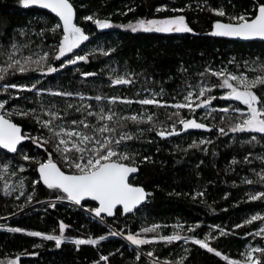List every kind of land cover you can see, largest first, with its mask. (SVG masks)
I'll list each match as a JSON object with an SVG mask.
<instances>
[{"label":"trees","instance_id":"16d2710c","mask_svg":"<svg viewBox=\"0 0 264 264\" xmlns=\"http://www.w3.org/2000/svg\"><path fill=\"white\" fill-rule=\"evenodd\" d=\"M77 11L76 23L81 26L90 40L76 50L79 54H85L95 50L87 63L80 62L77 65H68L59 72L51 75H41L39 72H31L26 75L16 74L8 77L10 82L29 84L39 79L42 87L52 91H71L83 93L86 96L97 94L107 97L119 96L138 99L140 96L149 95L150 91L159 92L161 87L165 91L163 99L169 104L175 102L171 99L177 92L185 88V82L197 85L201 81L198 73L205 68L211 67L218 70L227 67L230 71H238L235 64L228 61L233 57L241 64L239 71L243 68V61L252 60L264 56V41H238L228 40L208 35L211 31L210 25L216 20L226 21V17H216L207 10L210 5L213 8L224 7L230 15H236L251 10L252 0H72ZM190 5V7H186ZM200 5H204L201 10ZM157 7H166L167 11L156 12ZM184 8L183 12H172V8ZM133 9L134 11H129ZM95 13L97 18L110 19L113 25L135 22L137 19L166 18L174 15H184L186 22L193 29V33H145L142 31L133 33L120 27L109 29H97L91 21H85V15ZM126 13V15L124 14ZM58 18L47 10L38 8H23L19 6V0H0V45L7 47L11 41L29 44L24 49V55L30 53H43L51 51V46L58 43L59 33L53 36L46 32L39 35L42 28L51 26ZM27 31L26 36L19 35V30ZM100 49L109 51L115 49L110 55L105 56ZM5 57L0 56V66H3ZM59 66V61H53ZM181 68L187 71H181ZM79 69V71H77ZM115 69V72L112 70ZM84 71L96 72L97 76L85 78ZM134 74L135 81L131 85H111L109 76ZM205 83L215 84V77L206 75ZM3 82L0 81V84ZM41 87V85H38ZM19 99L9 100L5 111L14 108L37 107L34 103L42 99L45 104L55 103L60 108L65 106V99L69 102L79 103L78 98L53 97L44 92L42 97H36L35 92L17 93L10 90ZM181 95L176 99H181ZM217 96L223 94V90L215 89ZM27 97V99H24ZM8 99V95L0 91V100ZM93 105L94 100L88 101ZM237 103L217 100L213 107H227ZM124 115L135 114L141 110L138 104L130 107L117 103L115 106ZM150 112H156L160 120L166 119L165 111L172 112L174 109H155L149 106ZM183 115L188 116L187 110ZM200 112L197 116H200ZM214 114L215 119L209 117L203 120L210 127L219 124L221 116ZM25 131L39 134L38 126L34 131L33 122L14 117ZM171 122H169L170 124ZM143 127H147L144 125ZM252 134H233L220 136L218 129L212 132L204 130H189L182 132L179 136L161 139L155 133H146L141 140L132 143V148L139 152L140 156H150L151 161L141 163L138 175L133 177V183L143 186L151 195L144 206L134 213L124 215L118 212L113 217H104V222L81 209L80 206L65 201L48 202L56 199V193L51 192L45 186L36 185L33 201L23 211L18 205L25 203L26 196L31 194L32 188L29 181L35 180L38 173L32 170L33 166L19 159L17 154L5 155L0 150V163L10 160L15 168L17 163L23 164L26 172L17 176H6L9 183H16L21 177H27L25 181V196L19 200L15 197L19 192L11 196H4V180H0V260L14 259L17 255L27 251L29 255H21L20 264H94L101 255H108V264H149L146 253L155 250V254L161 261L165 259L180 260L187 256L185 264H225L214 254L207 253L203 249L191 243L178 241L172 245L165 246L163 243L143 245L140 249L131 245L123 236H108L98 245H82L77 251L71 241L75 238H98L112 231H123L125 235L129 231L140 232L142 227H150L159 224L160 235H171L173 226L183 225L184 231L181 235H192L187 232L189 226L199 224L196 233L202 238L211 232L215 236L216 226L225 228L231 232L234 225L242 223L246 217L256 212L264 214V204L259 201H247L246 193L264 190L261 185H247L241 181L244 177L256 179L251 169L260 171L261 164L257 157L264 154V147L259 144L253 146L245 144L241 146L240 140L250 139ZM259 137V134H256ZM211 139L212 144L202 145L200 148H190L193 140ZM151 140L152 143L147 141ZM264 143V142H262ZM29 155L46 156L43 149H37L35 145L25 141L21 146ZM206 148L207 152L201 150ZM31 149V151H29ZM186 150V151H185ZM251 153V155H249ZM248 155L251 164H244L243 158ZM15 158V159H14ZM235 158L241 163L231 165ZM203 162V163H201ZM234 169V171H233ZM198 193H204L202 196ZM227 197V198H225ZM55 203V208L50 207ZM92 205L93 202H85ZM63 221L69 225L65 232V242L60 248H56L54 241H43L39 237H29L26 233H10L8 227H20L26 231H40L46 234H59V223ZM259 224V222H256ZM166 226V227H163ZM249 230H255V225L244 229H235L237 235L219 237L213 240L212 246L221 250L233 259H241L248 243L256 245L261 243L260 238L240 236ZM180 231V229H175ZM143 234V233H141ZM152 237L154 233L143 234ZM40 244L41 247H34ZM191 249L185 253L184 249ZM34 253V255H33ZM137 253L140 260L136 259ZM111 254V255H110ZM100 264H105L101 261Z\"/></svg>","mask_w":264,"mask_h":264},{"label":"snow or ice","instance_id":"6c2138e0","mask_svg":"<svg viewBox=\"0 0 264 264\" xmlns=\"http://www.w3.org/2000/svg\"><path fill=\"white\" fill-rule=\"evenodd\" d=\"M207 0H205V3ZM19 6L23 8H38L47 10L54 14L55 19L51 26L42 28L39 35L43 36L50 32L53 36L59 33L58 43L51 46V51L41 53H30L24 55V49L29 44H21L14 39L5 47L0 45V56L5 57L3 66H0V91L8 95V99L0 100V150L7 153L17 154L19 159L28 162L33 166L32 170L38 173L35 180L29 181L32 188L25 203L18 205L20 211L30 204L36 194V185H43L48 190L56 193V200L68 201L71 204L80 206L95 218H100L101 223L104 217H113L118 212L131 214L151 195L143 186L133 183L134 174L140 170L141 163L151 161L150 156L141 157L139 152L132 148V143L141 140L146 133H155L161 139L179 136L182 132L189 130H204L212 132L213 128L218 129L220 136L233 134H252L248 140L238 141L241 146L245 144L264 147V56L258 57L249 63L243 61V68L246 71H239L241 64L233 57L228 61L235 64L238 71H230L227 67L214 70L211 67L205 68L198 73L202 78L197 85L185 82V88L181 92L182 99L176 97L181 95L177 92L171 99L175 102L169 104L163 99L165 91L161 87L159 92L150 91L148 96L136 95L140 98L131 99L127 97L104 95L86 96L83 93H73L71 91H52L42 87V82L37 79L29 84L10 82V75H26L31 72H39L41 75H51L66 68L68 65H77L80 62L87 63L95 50L85 54H79L76 50L81 49L85 42L90 40V36L76 23L77 11L72 0H19ZM190 7V5L186 6ZM204 10V5L199 6ZM166 7H157L156 12L167 11ZM207 10L216 17H226V21L216 19L211 25V31L207 33L212 37L239 38L246 41H264V0H252L251 10L240 14L230 15L224 7L213 8L207 6ZM129 11H134L129 9ZM172 12H183L184 8H172ZM126 15V13H124ZM85 21H91L97 29L104 30L112 27H120L130 30L133 33L142 31L145 33H193V29L186 22L184 15H174L166 18L137 19L135 22L127 24L113 25L110 19L97 18L95 13L85 15ZM19 35L26 36L27 31L19 30ZM103 55L108 56L115 49L104 51ZM53 61H59V66H55ZM79 71V69H77ZM115 72V69L112 70ZM181 71H187L181 68ZM215 77V84L205 83L204 77L209 75ZM82 75L87 78L97 76L96 72L84 71ZM134 74L109 76L111 85H131L135 81ZM41 85V87H38ZM215 89L223 90V94L217 96ZM10 90L17 93L35 92L36 97H42L47 91L53 97L78 98L79 103L69 102L65 99V106L60 108L55 103L45 104L42 99H37L34 103L37 107L14 108L12 111H5L9 100L19 99ZM27 99V97H24ZM94 100L95 105L88 101ZM223 100L228 102H238L236 105L230 104L227 107H213V102ZM117 103L131 106L138 104L140 111L135 114L124 115L115 107ZM149 106L155 109H174L175 111H165L166 119L160 120L156 112H150ZM243 106V107H241ZM204 109L202 117L197 116V110ZM183 110H187L188 116L183 115ZM224 114L220 118L219 124L211 127L203 120L212 117L214 114ZM14 117L33 122L34 131L38 126L39 134L25 131L22 126L15 122ZM169 122H171L169 124ZM147 125V127H143ZM259 134V137L256 135ZM25 141L35 145L37 149H43L46 156L29 155L21 147ZM148 143L153 141L148 140ZM211 139H200L199 142L193 140L190 148H200L202 145L212 144ZM201 150L207 152L206 148ZM31 151V149H29ZM186 151V150H185ZM251 155V153H249ZM15 159V158H14ZM261 164H264V154L257 157ZM203 163V162H201ZM241 163L237 159L231 160V165ZM244 164H251L252 161L246 155L243 158ZM234 171V169H233ZM256 179L244 177L243 184L261 185L264 189V167L260 171L251 169ZM26 172L23 164L17 163L14 168L10 160L0 163V180H4L3 194L11 196L19 192L15 198L20 199L25 196V181L27 177H21L16 183H9L6 176H17ZM204 193H198L202 196ZM247 201H259L264 204V190H257L246 193ZM227 198V197H225ZM93 202L87 205L85 202ZM50 207L55 208V203H50ZM259 222V224H256ZM255 225V230L244 232L240 238L247 240V237H259L261 243L253 246L248 243L245 250L240 253L241 259H233L229 255L212 246V241L229 235H237L235 229H244ZM69 225L63 221L59 223V234H46L40 231H26L20 227H8L6 231L10 233H26L29 237H39L43 241H54L56 248H60L65 242V232ZM162 226L152 224L150 227H142L140 232L129 231L127 235L123 231H112L109 229L107 236L100 235L98 238H75L69 241L76 246L77 251L82 245L96 246L104 241L108 236H123L131 245L140 249L143 245H153L163 243L165 246L172 245L178 241L191 243L207 253L214 254L225 264H264V214L256 212L246 217L242 223L234 225V229L229 232L225 228L216 226L215 231L219 236L211 232L202 238L196 233L199 224L189 226L187 232L192 235H181L184 231L183 225H174L171 235H160L158 230ZM166 227V226H163ZM3 228V225H0ZM180 229V231H175ZM143 234L154 233L151 238L142 236ZM37 244L34 247H41ZM185 253H190L191 249L185 248ZM21 255H29L27 251L17 255L14 259L6 261L0 260V264H20ZM34 255V253H33ZM111 255V254H110ZM149 264H185L187 256H182L180 260L165 259L161 261L155 254V250L146 253ZM139 253L136 259L140 260ZM104 261L108 264L109 256L101 255L94 264Z\"/></svg>","mask_w":264,"mask_h":264},{"label":"water","instance_id":"95a60500","mask_svg":"<svg viewBox=\"0 0 264 264\" xmlns=\"http://www.w3.org/2000/svg\"><path fill=\"white\" fill-rule=\"evenodd\" d=\"M54 15V14H53ZM220 38H224V39H228V40H238V41H244V42H249V41H246V40H242V39H239V38H226V37H220ZM252 41H259V40H252ZM238 103V102H237ZM5 151V150H4ZM9 154H13V153H9ZM138 173H139V171H138ZM138 173H136V174H134V176H136V175H138ZM135 184V183H134ZM136 185H138V184H136ZM141 186V185H140ZM146 190V189H145ZM147 191V190H146ZM148 192V191H147ZM148 199V198H147ZM147 199L139 206V208H141L142 206H144L145 205V203L147 202ZM138 208V209H139ZM135 212V211H134ZM133 212V213H134ZM124 215H128V214H124ZM106 217V216H105ZM98 219H100V218H98Z\"/></svg>","mask_w":264,"mask_h":264},{"label":"rangeland","instance_id":"374dc122","mask_svg":"<svg viewBox=\"0 0 264 264\" xmlns=\"http://www.w3.org/2000/svg\"><path fill=\"white\" fill-rule=\"evenodd\" d=\"M122 29H123V28H122ZM150 94H151V93L149 92V95H150ZM183 94H186V92H183V93H182V96H183ZM147 96H148V95H147ZM182 96H181V99H182ZM178 100H180V99H178ZM204 111H205L204 109H198V110H197V113H199V112L201 113L199 117H202V116L204 115ZM54 201H57V200H56V199H50V200H48V202H54ZM64 201H65V202H68V201H66V200H64ZM68 203H70V202H68ZM70 204H71V203H70ZM73 205H74V204H73ZM0 225H1V223H0ZM141 235H142V236H145V235H143V234H141ZM146 238H150V237H147V236H146ZM253 246H254V245H253Z\"/></svg>","mask_w":264,"mask_h":264},{"label":"flooded vegetation","instance_id":"af4514ba","mask_svg":"<svg viewBox=\"0 0 264 264\" xmlns=\"http://www.w3.org/2000/svg\"><path fill=\"white\" fill-rule=\"evenodd\" d=\"M233 103H237V102H233ZM238 104V103H237ZM241 107H243V106H241Z\"/></svg>","mask_w":264,"mask_h":264}]
</instances>
